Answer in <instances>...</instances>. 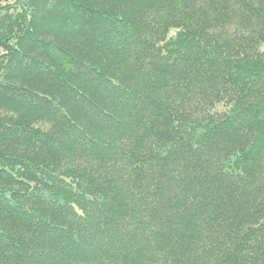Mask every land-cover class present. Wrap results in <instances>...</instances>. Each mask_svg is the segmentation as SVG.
Returning <instances> with one entry per match:
<instances>
[{
	"label": "trees",
	"instance_id": "16d2710c",
	"mask_svg": "<svg viewBox=\"0 0 264 264\" xmlns=\"http://www.w3.org/2000/svg\"><path fill=\"white\" fill-rule=\"evenodd\" d=\"M0 264H264V0H0Z\"/></svg>",
	"mask_w": 264,
	"mask_h": 264
}]
</instances>
